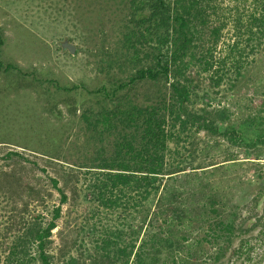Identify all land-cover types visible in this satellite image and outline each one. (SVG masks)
<instances>
[{
    "label": "rangeland",
    "instance_id": "1",
    "mask_svg": "<svg viewBox=\"0 0 264 264\" xmlns=\"http://www.w3.org/2000/svg\"><path fill=\"white\" fill-rule=\"evenodd\" d=\"M122 9L121 0H0V32L5 41L0 70V172L14 175L0 186L9 189L15 200L25 195L27 186L37 187L45 196L42 208L61 206L48 245L55 254L89 258L102 236L123 231L119 245L133 241L136 248L152 234L180 239V246L163 247L157 264H264V144L253 137L243 142L240 133L241 127L264 130V52L233 89L213 86L208 73L194 74L199 96L192 97L193 108L215 111L220 132L233 130L234 138L192 127L173 130L169 157L173 162L179 156L188 168L173 184V188L185 185L181 187L188 208L185 228H152L157 222L151 213L135 211L127 221L121 209L95 214L93 203L84 197L85 185L65 176L63 166L85 161L88 152L104 146L110 154L109 139L99 137L105 126L96 122L110 106L102 96L86 90L111 88L129 75L131 65L124 63L127 49L120 40L130 27ZM65 37L76 45L75 55L62 52L58 45ZM10 62L21 72H6ZM74 86L79 89L64 90ZM157 88L149 82L136 83L127 94L113 98L114 106L137 104L146 91ZM229 156L236 160L225 161ZM191 167L198 168L191 173L198 174L197 182L187 176ZM51 178L59 179L67 201H62ZM194 184L198 191L192 193ZM165 189L162 186L153 198L152 214L166 202ZM128 222L135 228H121Z\"/></svg>",
    "mask_w": 264,
    "mask_h": 264
},
{
    "label": "trees",
    "instance_id": "2",
    "mask_svg": "<svg viewBox=\"0 0 264 264\" xmlns=\"http://www.w3.org/2000/svg\"><path fill=\"white\" fill-rule=\"evenodd\" d=\"M121 3L123 19L130 28L120 41L127 49L124 63L131 65L133 72L127 69L126 79L120 78L111 88L102 85L86 90L102 96L110 106L96 120L105 126L99 137L101 141L109 139L110 154L101 146L88 152L86 160L74 164L76 167L63 166V172L85 185L84 197L93 203L95 214L101 209L111 212L121 209L127 221L135 211L147 216L151 213L157 222L152 228H185L188 208L181 192L185 185L173 188V184L178 182L176 176L188 168L179 156L173 162L169 157L173 130L192 127L196 132L205 130L234 138L233 130L220 132L218 122L213 119L215 111L193 108L192 97L199 96L194 74L208 73L215 87L227 85L233 89L241 81L246 69L264 52V0H121ZM4 44L0 32V70L4 67L1 59ZM116 57L121 60V56ZM5 71L21 72V69L10 62ZM144 82L153 83L157 90L146 91L139 103L124 109L114 106L113 98L118 93L127 94L132 85ZM78 89V86L64 88ZM240 133L243 142L253 137L264 144V130L260 127H241ZM51 157L59 159L57 155ZM235 160L229 156L225 161ZM197 169L191 167L187 175L196 182L198 174L191 173H197ZM11 174L0 172V185L13 179ZM170 181L173 183L167 188ZM51 185L60 191L62 201H67V195L58 187L59 179L51 178ZM162 186L166 188L163 194L166 202L152 214L153 198ZM196 187L194 184L192 193L198 191ZM25 192L20 200H15L9 189L0 186V264H157L163 247L180 246V239L167 233L166 237L152 234L137 248L133 241L119 245L124 240V232L119 231L102 236L95 254L89 258L55 254L48 245L62 208H42L45 196L37 187L27 186ZM121 228L135 226L128 222ZM138 228H143V224Z\"/></svg>",
    "mask_w": 264,
    "mask_h": 264
},
{
    "label": "water",
    "instance_id": "3",
    "mask_svg": "<svg viewBox=\"0 0 264 264\" xmlns=\"http://www.w3.org/2000/svg\"><path fill=\"white\" fill-rule=\"evenodd\" d=\"M62 52L68 51L71 55L76 54L77 47L74 43L70 42L68 37H65L62 41L58 42Z\"/></svg>",
    "mask_w": 264,
    "mask_h": 264
}]
</instances>
